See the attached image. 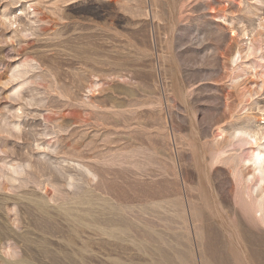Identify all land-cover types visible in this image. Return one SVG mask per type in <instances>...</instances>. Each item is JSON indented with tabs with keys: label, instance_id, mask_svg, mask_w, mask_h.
<instances>
[{
	"label": "rangeland",
	"instance_id": "374dc122",
	"mask_svg": "<svg viewBox=\"0 0 264 264\" xmlns=\"http://www.w3.org/2000/svg\"><path fill=\"white\" fill-rule=\"evenodd\" d=\"M262 61L264 0H0V264H264L229 147Z\"/></svg>",
	"mask_w": 264,
	"mask_h": 264
},
{
	"label": "bare ground",
	"instance_id": "6f19581e",
	"mask_svg": "<svg viewBox=\"0 0 264 264\" xmlns=\"http://www.w3.org/2000/svg\"><path fill=\"white\" fill-rule=\"evenodd\" d=\"M231 33L235 36H240L245 40L244 45L240 46L243 48L236 49L231 57L232 69L239 71L245 68H253L256 71L254 64L250 65L241 62L243 57L263 59L261 57V46H257L254 42L255 36H253L247 29H242L241 32L237 34L236 30L232 28ZM259 64L262 65L261 63ZM238 75L239 74L235 75L234 78L236 76L238 77ZM249 113L251 114V112ZM256 118L258 119L257 122L264 123V111H261ZM220 135L219 132L215 137L218 139ZM229 147H234L239 150L234 158L236 164L232 167V175L238 185L241 186L239 188H241V190L243 189L242 208L251 220L256 224H259L261 227H264V124L257 129L246 125L236 128L232 134V141L230 142ZM225 152V149H217L216 151H213L207 163V168L211 169L221 162L224 158ZM242 166H251L252 168V173L246 178L241 174ZM207 168L205 170H207ZM257 188H262V191L258 196L254 194Z\"/></svg>",
	"mask_w": 264,
	"mask_h": 264
}]
</instances>
